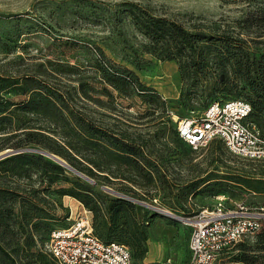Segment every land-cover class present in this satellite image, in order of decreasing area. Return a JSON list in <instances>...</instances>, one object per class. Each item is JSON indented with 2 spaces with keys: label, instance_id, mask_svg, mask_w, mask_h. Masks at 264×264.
Wrapping results in <instances>:
<instances>
[{
  "label": "rangeland",
  "instance_id": "1",
  "mask_svg": "<svg viewBox=\"0 0 264 264\" xmlns=\"http://www.w3.org/2000/svg\"><path fill=\"white\" fill-rule=\"evenodd\" d=\"M128 2L186 28L201 29L212 38L207 47L197 48L193 60L182 51L171 60L162 59L158 51L141 53L140 43L147 38L130 20ZM263 13L264 0H0V75L23 72L40 63L48 71L45 79L49 85L60 91L73 109L100 125L109 136L143 141L150 159L161 157L158 161L169 181L181 186L194 174L210 177L186 196L185 188L169 193L158 176L149 180L145 172H136L130 157L110 154L103 144L99 157L87 152L104 170L93 167L98 174L87 175L89 179L63 165L68 175H78L91 185L93 197L100 203L101 216L89 211L93 231L99 221L105 220L111 234L132 251L133 264H189L191 226L187 218L214 202L217 195H224L229 205H264L263 185H259L261 190L254 188L255 177L264 179V159L234 155L221 141L191 150L174 147L171 141L177 121L196 113L211 99L254 96L237 75L246 67L253 74L264 56ZM236 39L242 40L246 54L228 45ZM94 45L111 60L134 70L140 81L155 92L138 94L129 87L130 92L122 95L101 81L99 72L88 65L97 56ZM121 56L142 60L136 68ZM222 69L231 75L228 83L216 78ZM78 78L92 97L101 99L100 103L81 95ZM24 98L9 89L0 90V153L20 148H33L26 150L34 152V148L41 147L23 144L15 148L18 136L6 138L8 130L16 131L17 127L45 125L40 116L10 111L13 102ZM144 169L154 171L151 166ZM239 175H245L250 184L237 182ZM20 181L38 185L34 174ZM58 183L70 185L61 180L53 183L49 192L39 193L46 200L41 205L51 214L48 227L36 235L42 251L39 263L55 264L45 249L50 229L67 226L82 208L86 209L77 198L55 192ZM169 202H184L185 213L171 209ZM245 240L252 243L254 235ZM4 241L5 246L14 247L12 240ZM228 259V255L218 257L214 264H246ZM21 261L26 260L21 257Z\"/></svg>",
  "mask_w": 264,
  "mask_h": 264
},
{
  "label": "trees",
  "instance_id": "2",
  "mask_svg": "<svg viewBox=\"0 0 264 264\" xmlns=\"http://www.w3.org/2000/svg\"><path fill=\"white\" fill-rule=\"evenodd\" d=\"M127 4L128 8L126 10L129 12L130 20L147 38V41L140 43L141 53L153 54V52L158 51L162 59L171 60L175 59L177 51H182L189 56L190 60H193L192 54L197 48L207 47V42L212 38L211 35L201 29L186 28L175 20L152 14L145 8L137 6V4L132 2ZM260 18L264 21V13ZM24 32L19 31V34ZM241 43V39H236L235 43H228V45L246 54ZM94 50L97 56L88 65L99 72L101 81L110 84L122 95H127L130 92L129 87L133 88V91L138 94L155 92L153 87L140 81L134 70L108 58L100 46L94 45ZM120 59H128L136 68L139 67L138 63L142 60L139 57L127 58V56H121ZM199 62L203 64V59L200 58ZM47 72L46 69L41 68L40 63H35L33 69L12 75H0V90L9 89L13 93L26 96L20 101L13 102V109L10 111L20 110L24 113H32L42 117L45 122L44 127L20 126L14 129L16 131L8 130L10 133L6 137L7 139L12 136H18V139L13 143L15 148L21 147L23 144L41 146L42 148L36 147L34 149L45 150L56 155L64 160L70 168L89 178L87 175L98 174L93 171V167H96L98 171L104 170L99 168L100 165L94 159L88 157L87 152H93L96 157H99L100 147L103 144L110 154L119 153L130 157L136 165V172H145L149 180L158 176L162 184L167 187L169 193L174 189L182 190L185 188V196L195 190L198 185L210 179V177L194 174L181 186L176 182L169 181L162 167L161 160L158 161L162 159L161 157L159 159H150L141 140L133 139L130 142L114 134L107 135L100 125L94 124L84 117L80 111L73 109L62 93L49 85V82L45 79ZM237 76L248 84L254 96L246 98L232 96L214 99H244L251 107L250 120L263 131L264 56L258 66L254 67L253 74L246 67L243 71L239 69ZM216 78L223 83H228L231 75L227 70L222 69L217 73ZM78 82L80 84V93L83 97L92 98L98 103L101 102L98 97L90 95L81 79L78 78ZM227 93H231V91ZM171 138L174 147H185V149L191 150L178 136L176 125L171 131ZM213 141L220 140L212 139L211 142ZM33 151L24 150L0 159V259L2 263L4 262L3 264H47V262L39 263L41 259L39 255H42V251L37 246L36 235H38L40 229L48 227L47 223L51 219V214L41 205L46 200L39 193L49 192L53 183L61 180L68 184L70 183V185L58 183V185H55L54 191L60 195H69L77 198L87 210L92 211L94 216H101V206L99 201L93 197L94 193L90 189L91 185L78 175H68L63 167L64 164L57 162L48 155V157L43 155L44 153L38 150ZM149 166L154 167V171H146L144 169V167ZM32 174L38 177V185L33 186L29 182L22 183L20 181L23 178L30 179ZM152 174L154 175L152 176ZM254 179L257 182L254 188L259 189V185H263L264 189V179L262 177H255ZM242 181L247 185L250 184L245 175H239L237 182ZM215 184H219V182L216 181ZM168 206L173 210H179L183 214L186 210L184 209V202H169ZM98 223L97 226L94 224L97 228L93 233L101 240L104 242L112 240L122 242L111 234L108 229L110 227L105 220L102 219ZM263 223L264 219L262 220ZM262 224L254 234L252 243L246 240L238 241L231 248L223 250L219 257L228 255L229 259L227 261L264 264V225ZM54 228L57 227L51 228L49 234ZM20 238H22V241L19 240ZM38 238L40 239V237ZM4 240L7 242L12 240L15 243L14 247L5 246L3 244ZM48 254L53 262L57 264L52 255L49 252ZM131 256L133 262L132 251ZM21 257L25 258L26 261L22 262Z\"/></svg>",
  "mask_w": 264,
  "mask_h": 264
},
{
  "label": "built area",
  "instance_id": "3",
  "mask_svg": "<svg viewBox=\"0 0 264 264\" xmlns=\"http://www.w3.org/2000/svg\"><path fill=\"white\" fill-rule=\"evenodd\" d=\"M250 104L241 98L213 99L203 109L177 121L178 136L191 149L219 139L227 150L246 159H264V130L250 120ZM201 207L187 223L189 264H214L223 250L253 236L264 219L263 204H225L224 195ZM89 210L65 227L51 230L45 249L57 264H133L129 247L104 242L93 233Z\"/></svg>",
  "mask_w": 264,
  "mask_h": 264
},
{
  "label": "water",
  "instance_id": "4",
  "mask_svg": "<svg viewBox=\"0 0 264 264\" xmlns=\"http://www.w3.org/2000/svg\"><path fill=\"white\" fill-rule=\"evenodd\" d=\"M26 149H33V148H20V149H15V150H10V151H5L3 153H0V159L10 155V154H14V153H17V152H21L23 150H26ZM34 150H38L40 151L41 153H44L45 155H48L49 157L53 158L54 160H56L57 162L59 163H62L64 165H66L67 167H69L66 162L64 160H62L61 158L57 157L56 155L48 152V151H45V150H41V149H34ZM70 168V167H69ZM72 169L73 171L77 172L76 170H74L73 168H70ZM79 174H81L82 176H84L85 178H87L84 174L80 173V172H77ZM89 179V178H87Z\"/></svg>",
  "mask_w": 264,
  "mask_h": 264
},
{
  "label": "bare ground",
  "instance_id": "5",
  "mask_svg": "<svg viewBox=\"0 0 264 264\" xmlns=\"http://www.w3.org/2000/svg\"><path fill=\"white\" fill-rule=\"evenodd\" d=\"M121 196H122V195H121ZM124 197H125V196H124ZM126 198H127V197H126ZM157 210H159V211L162 212V213H167V214H169V215H172V214L166 212L165 210H162V209H157ZM173 216H175V215H173Z\"/></svg>",
  "mask_w": 264,
  "mask_h": 264
}]
</instances>
